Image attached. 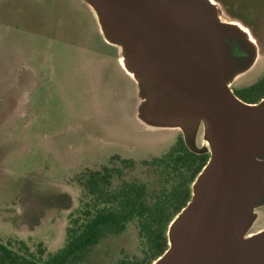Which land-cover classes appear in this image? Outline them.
<instances>
[{
  "label": "rangeland",
  "instance_id": "1",
  "mask_svg": "<svg viewBox=\"0 0 264 264\" xmlns=\"http://www.w3.org/2000/svg\"><path fill=\"white\" fill-rule=\"evenodd\" d=\"M212 1L213 8L193 0V11H201L217 42L236 96L264 78V0ZM123 60L138 67L141 79L124 70ZM260 92L246 93L250 103L243 102L256 105L264 87ZM180 137L211 157L203 121L154 76L135 44L111 31L102 9L90 0H0V242L23 241L47 259L66 244L71 215L81 207L82 173L114 161L124 180H144L141 163ZM255 138L262 163L264 126ZM116 158L137 166L126 169ZM261 208L263 201L245 226L249 238L264 236ZM140 254L130 225L106 235L81 264H119Z\"/></svg>",
  "mask_w": 264,
  "mask_h": 264
},
{
  "label": "water",
  "instance_id": "2",
  "mask_svg": "<svg viewBox=\"0 0 264 264\" xmlns=\"http://www.w3.org/2000/svg\"><path fill=\"white\" fill-rule=\"evenodd\" d=\"M98 1L111 31L138 45L142 59L159 71L152 70L154 76L185 96L212 146L199 190L173 222L175 244L159 264H264V243L247 244L240 236L264 189L255 138L264 126V101L247 104L229 89L219 46L193 0Z\"/></svg>",
  "mask_w": 264,
  "mask_h": 264
},
{
  "label": "trees",
  "instance_id": "3",
  "mask_svg": "<svg viewBox=\"0 0 264 264\" xmlns=\"http://www.w3.org/2000/svg\"><path fill=\"white\" fill-rule=\"evenodd\" d=\"M263 87L264 78L236 96L250 103L246 93H259ZM262 99L264 93L255 104ZM210 158L180 137L165 154L141 163L148 171L144 180H124L123 171L112 167L114 161L87 170L79 177L81 207L71 215L65 246L43 259L44 251L37 256L23 241L0 242V264H81L87 251L106 235H121L130 225L138 230L141 254L119 264H155L169 250V229L192 202L194 186ZM116 159L126 169L137 166L134 161ZM116 178L121 180L118 185Z\"/></svg>",
  "mask_w": 264,
  "mask_h": 264
},
{
  "label": "bare ground",
  "instance_id": "4",
  "mask_svg": "<svg viewBox=\"0 0 264 264\" xmlns=\"http://www.w3.org/2000/svg\"><path fill=\"white\" fill-rule=\"evenodd\" d=\"M91 2H92V4H94V7H95V9H101V6H100V3H99V1L98 0H90ZM205 2H206V4L209 6H211L212 8L214 7V4H213V1L212 0H204ZM214 10V9H213ZM181 11V14H183V11L182 10H180ZM215 19L217 20V18L215 17ZM216 23H217V21H215ZM219 24V23H218ZM240 30V29H239ZM189 35H190V37H191V39L193 40L194 39V41L197 39V34H196V36L195 35H193L191 32H189L188 33ZM245 36H246V38L247 39H249V36H248V34H246V33H243ZM135 48H136V51H140V49H139V46L138 45H135ZM146 64H147V66L151 69V70H157L156 69V67H155V64L152 62V61H150V60H146ZM122 66H123V68H124V70L129 74V75H131V76H133V77H138V79L140 78V76L138 75V69H137V67L132 63V62H130L129 60H123L122 61ZM158 71V70H157ZM159 72V71H158ZM142 75V74H141ZM141 79V78H140ZM182 96H184V95H182ZM184 98H185V96H184ZM186 99V98H185ZM198 190H199V185H198V188H197ZM263 189V188H262ZM262 189L260 190V192L258 193V195H257V199H259L260 198V196H261V192H262ZM187 209H185L184 211H186ZM178 219V218H177ZM176 223V222H175ZM175 223L173 224V226L171 227V230H170V234H169V237H170V239H171V242H172V244L174 245L175 244V238H174V236H173V231H174V227H175ZM244 234H245V227L244 226H242L241 228H240V236H241V240L244 242V243H247V244H249V243H254V242H257V240L259 239L260 241H262L263 243H264V239L263 238H259V237H261V236H257V237H255L254 239H250V240H248V241H245V239H244ZM259 241V242H260ZM258 242V243H259ZM161 259V258H160ZM155 264H159V261L158 262H156Z\"/></svg>",
  "mask_w": 264,
  "mask_h": 264
},
{
  "label": "flooded vegetation",
  "instance_id": "5",
  "mask_svg": "<svg viewBox=\"0 0 264 264\" xmlns=\"http://www.w3.org/2000/svg\"><path fill=\"white\" fill-rule=\"evenodd\" d=\"M250 87H252V86H250ZM250 87H247V89L248 88H250ZM243 90H246L245 88L244 89H242V90H238L237 92H239V91H243ZM258 154V153H257ZM262 163H264V159H263V162ZM259 201H263L264 202V189L262 190V192H261V196H260V198L258 199V201H257V203L259 202ZM256 203V204H257ZM256 206V205H255ZM257 207H259V206H257ZM260 212H261V214H262V220L264 219V208H261V210H260ZM248 230H245V234H244V239H245V241H248V240H250V239H254V238H249L248 237ZM261 236V235H260ZM263 238H264V236H262ZM262 237H259V238H262Z\"/></svg>",
  "mask_w": 264,
  "mask_h": 264
}]
</instances>
